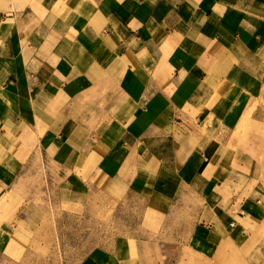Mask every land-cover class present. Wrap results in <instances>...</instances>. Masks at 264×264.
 Masks as SVG:
<instances>
[{"label": "crops", "instance_id": "crops-1", "mask_svg": "<svg viewBox=\"0 0 264 264\" xmlns=\"http://www.w3.org/2000/svg\"><path fill=\"white\" fill-rule=\"evenodd\" d=\"M263 84L264 0H0V181L51 168L65 203L128 213L136 246L137 229L183 228L190 254L231 260L248 178L226 144ZM128 242L80 264H140Z\"/></svg>", "mask_w": 264, "mask_h": 264}, {"label": "rangeland", "instance_id": "rangeland-1", "mask_svg": "<svg viewBox=\"0 0 264 264\" xmlns=\"http://www.w3.org/2000/svg\"><path fill=\"white\" fill-rule=\"evenodd\" d=\"M228 135L226 148L234 157L236 153L244 155L245 164L238 173L248 178L234 186V194H240L237 205L243 206L236 205L231 213V221L243 225L248 232V251L243 255L234 250L228 261L197 258L176 239L183 228L169 229L168 235L167 229H137V233L147 234L143 235V243L136 246L129 227L124 226L128 213L121 212L107 198L100 210L95 198L86 208L79 201L65 203L56 195V190L59 192L63 186L48 178L52 169L47 168L40 177L25 183L0 181L9 191L4 205L0 204V223L7 225L0 227V264H80L90 250L96 247L109 250L118 237L129 238L131 256L143 259L140 264H264V84ZM217 199L210 204L214 205ZM179 203L203 205V201L191 197ZM143 214L137 212L135 219L141 220ZM189 216L196 214L181 213L173 219L184 221ZM143 219L158 218L144 214ZM131 232L134 235L135 229Z\"/></svg>", "mask_w": 264, "mask_h": 264}]
</instances>
